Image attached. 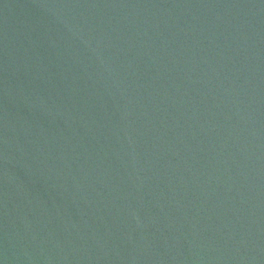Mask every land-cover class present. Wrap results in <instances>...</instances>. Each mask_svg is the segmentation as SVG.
Masks as SVG:
<instances>
[{
	"label": "water",
	"instance_id": "water-1",
	"mask_svg": "<svg viewBox=\"0 0 264 264\" xmlns=\"http://www.w3.org/2000/svg\"><path fill=\"white\" fill-rule=\"evenodd\" d=\"M0 264H264V0H0Z\"/></svg>",
	"mask_w": 264,
	"mask_h": 264
}]
</instances>
